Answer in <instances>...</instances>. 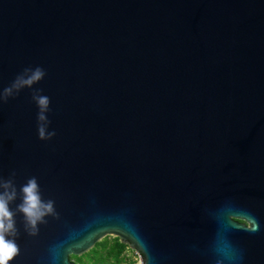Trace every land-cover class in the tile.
<instances>
[{"label":"water","instance_id":"obj_1","mask_svg":"<svg viewBox=\"0 0 264 264\" xmlns=\"http://www.w3.org/2000/svg\"><path fill=\"white\" fill-rule=\"evenodd\" d=\"M36 67L0 103V178L54 213L16 214L10 264L109 236L141 264H264V0H0V91Z\"/></svg>","mask_w":264,"mask_h":264},{"label":"clouds","instance_id":"obj_2","mask_svg":"<svg viewBox=\"0 0 264 264\" xmlns=\"http://www.w3.org/2000/svg\"><path fill=\"white\" fill-rule=\"evenodd\" d=\"M44 76L45 72L40 67L25 68L8 87L0 91V103H7L9 98L18 95L24 88H33ZM41 92V89H35L32 93V99L39 109L37 114L38 137L40 140H50L56 135L55 131H48L51 121L46 113L49 111L50 99ZM0 189L3 190L0 191V264H10L19 254V246L15 240L18 234L16 214L23 215L25 230L30 231V234H35L38 224L45 222L44 218L54 213V202L42 199L35 177L29 178L20 187L21 203L16 206L15 211L10 208L18 195L13 179L0 178Z\"/></svg>","mask_w":264,"mask_h":264},{"label":"trees","instance_id":"obj_3","mask_svg":"<svg viewBox=\"0 0 264 264\" xmlns=\"http://www.w3.org/2000/svg\"><path fill=\"white\" fill-rule=\"evenodd\" d=\"M129 248L118 238L105 237L90 251L82 256L69 257L74 264H122L125 261Z\"/></svg>","mask_w":264,"mask_h":264},{"label":"rangeland","instance_id":"obj_4","mask_svg":"<svg viewBox=\"0 0 264 264\" xmlns=\"http://www.w3.org/2000/svg\"><path fill=\"white\" fill-rule=\"evenodd\" d=\"M108 238H113V237L109 236ZM126 255L127 256L125 258V261L122 264H140L141 263L140 260L138 259V257L135 255L133 250H129V252H127Z\"/></svg>","mask_w":264,"mask_h":264},{"label":"built area","instance_id":"obj_5","mask_svg":"<svg viewBox=\"0 0 264 264\" xmlns=\"http://www.w3.org/2000/svg\"><path fill=\"white\" fill-rule=\"evenodd\" d=\"M129 250H131V249H129ZM134 251V253H135V255L138 257V259L140 260V262H141V258H140V256H139V254L137 253V251L136 250H133ZM141 264V263H140Z\"/></svg>","mask_w":264,"mask_h":264}]
</instances>
